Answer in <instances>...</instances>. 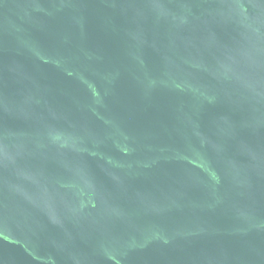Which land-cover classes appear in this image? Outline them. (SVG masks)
<instances>
[{"label":"water","instance_id":"water-1","mask_svg":"<svg viewBox=\"0 0 264 264\" xmlns=\"http://www.w3.org/2000/svg\"><path fill=\"white\" fill-rule=\"evenodd\" d=\"M0 264H264V0H0Z\"/></svg>","mask_w":264,"mask_h":264}]
</instances>
